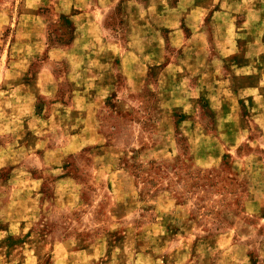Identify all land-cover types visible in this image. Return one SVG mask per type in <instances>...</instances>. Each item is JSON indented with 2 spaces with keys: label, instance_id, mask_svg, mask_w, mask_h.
<instances>
[{
  "label": "rangeland",
  "instance_id": "rangeland-1",
  "mask_svg": "<svg viewBox=\"0 0 264 264\" xmlns=\"http://www.w3.org/2000/svg\"><path fill=\"white\" fill-rule=\"evenodd\" d=\"M36 1L37 13L50 18L46 38L18 78L3 79L15 58L25 55L16 43L25 44L23 28L29 22L19 18L23 0H0V122L7 119L2 110L6 91L31 90L39 72L52 74L56 98L65 105V95L75 88L69 61L61 53L49 54L53 47H69L72 22L66 14L57 15L62 5L56 0ZM125 1L111 8L106 21L110 37L122 34L125 39L126 24L134 26L140 18L125 17L131 8ZM179 1L168 4L202 3ZM208 3V9L215 6V1ZM243 6L245 14L253 8L248 1ZM241 15L239 24L248 33ZM163 20L176 25L185 42L189 39L191 23ZM202 25L208 56H217V21L207 17ZM236 36L239 48L231 65L238 75L220 81L218 65H209V77L201 83L204 92L176 88V78L170 98L182 107L174 113L162 110L163 99L152 86L128 84L127 76L137 68L134 57L121 64L114 57L112 70L98 83L107 88L96 100L101 143L67 145L57 126L46 133L53 137L41 142L47 128L23 122L18 114L15 129L0 127V264H264V95L254 102L247 93L246 40ZM174 41L166 44L165 57L190 60L187 74L199 72V64L196 68L189 59L199 56L195 41ZM231 65L223 66L231 70ZM188 83L195 85L192 79ZM227 90L232 94L225 95ZM51 101L36 95L30 106L42 115ZM184 106L189 113H181ZM185 118L198 127H179ZM200 155L212 162L197 161ZM61 178L68 181L66 194L54 182Z\"/></svg>",
  "mask_w": 264,
  "mask_h": 264
},
{
  "label": "crops",
  "instance_id": "crops-1",
  "mask_svg": "<svg viewBox=\"0 0 264 264\" xmlns=\"http://www.w3.org/2000/svg\"><path fill=\"white\" fill-rule=\"evenodd\" d=\"M23 1L24 10L19 18L29 23L25 24L23 28V31L27 32L25 44L16 43V45H21L19 51L25 50V55L15 58V63L3 75V79H14L13 76L18 78L19 73L26 70L30 58L37 54V50L40 49L41 43L46 38L44 29L50 18L37 13L35 5L39 1ZM56 1L62 5V9L57 10V15H68L74 28L73 39L69 47L57 46L49 51V54L52 51V53H61L63 58L69 61L71 70H73L71 79L76 80L75 88L65 95L66 98H69V103L65 105L64 101L57 99L59 97L54 87V81L56 80L52 74L39 72L33 81L34 87L31 90L29 87L21 86L19 88H9L6 91L8 93V96H6L7 105L2 110L6 113L7 119L0 122V127L3 126L8 130L11 127L15 129L18 114L23 122L27 120V122L41 123L47 128L44 133L40 134L44 136L41 142H46L50 137H53L47 136L46 133L53 126H57L56 128H63V135L67 136V145L86 146L101 143L104 139L97 131L99 119L97 117L98 105L96 100L98 101L102 98L101 96H104L102 94L107 93L105 91L107 88L103 87L106 85L101 86L98 83H102L103 76H107L104 75L106 71L112 70L114 57L118 59L119 64L122 61L126 62L129 57H134L133 63L137 65V68H132L135 72L131 76L128 77L125 74L128 78V84L134 83V87H139L140 83L141 86L144 83L146 87L152 86L160 101L162 99L164 101L161 102L162 110L174 113L180 111L179 107H182L173 104V100L170 98L172 97L170 93L174 90L172 86L174 82H177L176 78L180 83V86H176V88L188 87L191 90L198 91L200 89L203 91V84L201 83L206 82L203 80L204 77L206 79L209 77L207 76L209 65H218L217 75L220 81L227 82V80H231L238 75L233 68V63L237 58L236 52L239 48L237 34H240L246 40V54L244 57L247 58V75L250 78H248L250 83L247 86V93L253 97L254 102L264 95V0H211V2L215 1V6L212 9H208L211 7L208 0H200L202 3H195L192 7L190 5L182 7L179 3L170 5L168 2L171 0H148L150 2L148 4L139 0H126L124 3L131 4V8L125 9V17L137 18L139 16L140 18L133 22L135 23L134 26L126 24L125 39H122V34L110 37L109 30L106 27V21L111 15L112 6L118 4L120 0ZM182 1L188 2L190 0H180L179 2ZM245 1L251 2L253 6L246 14L244 10L241 11V9H245L243 6ZM241 13L243 25L247 24L248 33L239 24L238 18ZM169 17L184 18L191 23V35L189 39H186V42L181 30L176 25H169L163 20ZM207 17L211 21L213 19L217 21L216 29L219 33L217 48L219 52L214 57L208 56L207 32L203 30L202 25ZM54 18H57V16H54ZM146 18H149L150 22L146 21ZM151 24L153 28L149 30L148 25ZM150 32L152 35H149ZM129 33L131 37L128 40L127 35ZM176 38L183 39L184 43L195 41L194 48L198 49L199 56L189 58L196 68L199 64V72L194 73V75H188L185 68V64H189L186 62L190 60L184 61L181 58L165 57L166 44L175 45L174 40ZM223 65H231V70L226 69ZM17 67L20 68L19 72L12 71ZM191 79L192 85L195 84L194 87H191V84L188 83L191 82ZM85 82L89 84H85ZM37 87L39 93L34 92ZM229 90L233 89L229 88ZM230 94H232L231 91L227 90V93L225 92V95ZM36 95L52 100L49 107L41 112L42 115L36 114L34 104L30 106ZM15 101L19 103H15ZM220 108L221 112L227 111L225 106H220ZM187 109L188 107L184 106L181 113H189L190 111ZM252 111L261 113L258 108H254ZM262 113H264V110ZM198 124V122L187 118L178 122V126L185 129L197 128ZM101 157L102 155L99 156V158ZM196 160L202 163L205 162V164L212 162V158L208 155L197 156ZM98 175L101 174L98 173ZM54 182L56 186L59 184L62 192H66L65 185L68 183L66 179L61 178ZM30 183H35L36 186L39 185V181L36 179H31ZM74 191V189H71L70 192Z\"/></svg>",
  "mask_w": 264,
  "mask_h": 264
}]
</instances>
